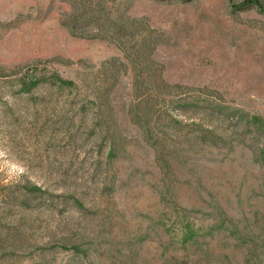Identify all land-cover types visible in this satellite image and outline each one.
<instances>
[{
  "label": "rangeland",
  "instance_id": "1",
  "mask_svg": "<svg viewBox=\"0 0 264 264\" xmlns=\"http://www.w3.org/2000/svg\"><path fill=\"white\" fill-rule=\"evenodd\" d=\"M0 0V264H264V0Z\"/></svg>",
  "mask_w": 264,
  "mask_h": 264
},
{
  "label": "trees",
  "instance_id": "2",
  "mask_svg": "<svg viewBox=\"0 0 264 264\" xmlns=\"http://www.w3.org/2000/svg\"><path fill=\"white\" fill-rule=\"evenodd\" d=\"M252 6H256V7H262L260 2L258 0H247L242 7L247 8V7H252Z\"/></svg>",
  "mask_w": 264,
  "mask_h": 264
}]
</instances>
